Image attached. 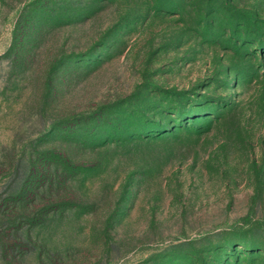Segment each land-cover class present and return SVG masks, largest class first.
<instances>
[{"label": "rangeland", "instance_id": "rangeland-1", "mask_svg": "<svg viewBox=\"0 0 264 264\" xmlns=\"http://www.w3.org/2000/svg\"><path fill=\"white\" fill-rule=\"evenodd\" d=\"M0 264H264V0H0Z\"/></svg>", "mask_w": 264, "mask_h": 264}]
</instances>
